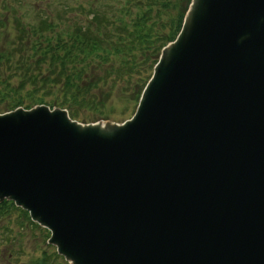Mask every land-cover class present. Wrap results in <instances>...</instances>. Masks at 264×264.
Segmentation results:
<instances>
[{"label":"water","instance_id":"1","mask_svg":"<svg viewBox=\"0 0 264 264\" xmlns=\"http://www.w3.org/2000/svg\"><path fill=\"white\" fill-rule=\"evenodd\" d=\"M137 109L0 114V201L72 264H264V0H192Z\"/></svg>","mask_w":264,"mask_h":264},{"label":"trees","instance_id":"2","mask_svg":"<svg viewBox=\"0 0 264 264\" xmlns=\"http://www.w3.org/2000/svg\"><path fill=\"white\" fill-rule=\"evenodd\" d=\"M190 1L85 0L58 18L34 10L36 22L26 0H0V113L46 103L89 122L120 97L136 105ZM11 209L0 203V215Z\"/></svg>","mask_w":264,"mask_h":264},{"label":"rangeland","instance_id":"3","mask_svg":"<svg viewBox=\"0 0 264 264\" xmlns=\"http://www.w3.org/2000/svg\"><path fill=\"white\" fill-rule=\"evenodd\" d=\"M29 2L32 0H28ZM83 0H63L64 4L68 5H76L78 2H82ZM48 13L52 16H55L62 12V6L56 4L54 0H50L47 8ZM29 20L37 21L39 20V16L35 15L34 12L29 13ZM7 97H3L0 100V104H2ZM131 98L122 97L120 99H116L113 104H111L110 108H107V113H109L110 117L103 116L102 120L112 119L117 120V122H121L125 119L131 117V112L134 110V104L129 101ZM97 120H99L97 118ZM20 210L12 211L8 217L2 218L0 217V243H2L3 236L8 233L7 237L12 238V240L8 239L6 242L7 245L4 247L1 246V254L0 264H7L9 255H13L19 257V260L13 261L14 264H32L31 259H35L36 254L40 256V259L35 264H68L64 258L60 257L58 253L55 251L53 246L47 245L46 238L47 233L43 231L37 230L33 227L30 221L25 220L20 214ZM22 222V224L20 223ZM32 225V227L30 226ZM8 230H7V229ZM21 234V235H20ZM35 234V237H34ZM18 236V243H15V238ZM46 236V237H44ZM3 237V238H2ZM36 242H35V240ZM28 256V257H27ZM46 260V261H45Z\"/></svg>","mask_w":264,"mask_h":264}]
</instances>
